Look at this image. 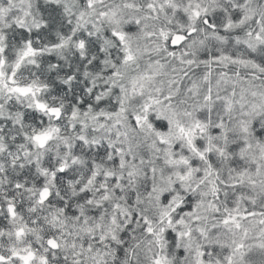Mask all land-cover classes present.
<instances>
[{"label": "snow or ice", "instance_id": "6c2138e0", "mask_svg": "<svg viewBox=\"0 0 264 264\" xmlns=\"http://www.w3.org/2000/svg\"><path fill=\"white\" fill-rule=\"evenodd\" d=\"M0 264H264V0H0Z\"/></svg>", "mask_w": 264, "mask_h": 264}]
</instances>
